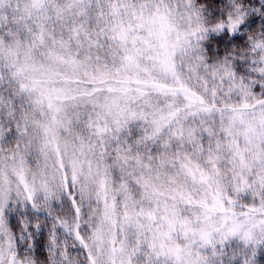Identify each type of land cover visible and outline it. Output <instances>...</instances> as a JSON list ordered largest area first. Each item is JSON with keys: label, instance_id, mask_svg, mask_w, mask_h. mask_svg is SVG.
Here are the masks:
<instances>
[{"label": "snow or ice", "instance_id": "obj_1", "mask_svg": "<svg viewBox=\"0 0 264 264\" xmlns=\"http://www.w3.org/2000/svg\"><path fill=\"white\" fill-rule=\"evenodd\" d=\"M0 264H264V0H0Z\"/></svg>", "mask_w": 264, "mask_h": 264}]
</instances>
